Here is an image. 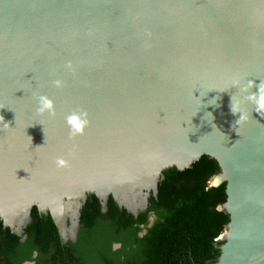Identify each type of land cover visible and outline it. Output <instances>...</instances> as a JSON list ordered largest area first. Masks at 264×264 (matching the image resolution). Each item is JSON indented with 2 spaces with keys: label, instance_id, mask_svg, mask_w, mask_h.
<instances>
[{
  "label": "water",
  "instance_id": "1",
  "mask_svg": "<svg viewBox=\"0 0 264 264\" xmlns=\"http://www.w3.org/2000/svg\"><path fill=\"white\" fill-rule=\"evenodd\" d=\"M262 87L264 0H0L3 227L24 240L35 206L75 242L87 197L136 217L206 156L225 192L215 264H264Z\"/></svg>",
  "mask_w": 264,
  "mask_h": 264
},
{
  "label": "trees",
  "instance_id": "2",
  "mask_svg": "<svg viewBox=\"0 0 264 264\" xmlns=\"http://www.w3.org/2000/svg\"><path fill=\"white\" fill-rule=\"evenodd\" d=\"M218 173L203 156L159 186L136 217L111 196L102 212L91 195L80 210L75 242L63 243L57 228L53 237L44 234L45 215L35 206L22 242L0 220V264H215L222 244L217 239L227 225L225 211L217 209L225 203L224 183L209 187Z\"/></svg>",
  "mask_w": 264,
  "mask_h": 264
},
{
  "label": "clouds",
  "instance_id": "3",
  "mask_svg": "<svg viewBox=\"0 0 264 264\" xmlns=\"http://www.w3.org/2000/svg\"><path fill=\"white\" fill-rule=\"evenodd\" d=\"M65 67L67 70L73 71V66H72L71 62H68L65 65ZM53 83L57 88H61L64 86V82L62 80H59V79L53 81ZM260 92H261V96H260L259 105H260L261 109H264V87H262L260 89ZM36 98L38 101V106L36 109L38 114L44 115L45 113H47L48 115H50L52 117L56 116L55 103L52 99H50L48 96H45V95H38ZM0 119H3V117H0ZM241 119H245V117H241ZM65 122L69 128L70 138H73L77 135H82L85 131V128L90 123V121L88 119V113H87V111H84V110L71 112L70 114H68L65 117ZM56 163L60 167L67 165V161H65L63 158H58ZM23 235H24V233H23ZM22 237L23 236H21V238ZM25 239H26V237H25ZM116 245H114L113 248H115ZM27 263L34 264L33 262H27Z\"/></svg>",
  "mask_w": 264,
  "mask_h": 264
},
{
  "label": "flooded vegetation",
  "instance_id": "4",
  "mask_svg": "<svg viewBox=\"0 0 264 264\" xmlns=\"http://www.w3.org/2000/svg\"><path fill=\"white\" fill-rule=\"evenodd\" d=\"M20 241L22 242L23 241V239L21 238L20 239ZM36 256V254H35V252L33 253V257H35ZM27 262H24L23 264H26Z\"/></svg>",
  "mask_w": 264,
  "mask_h": 264
}]
</instances>
